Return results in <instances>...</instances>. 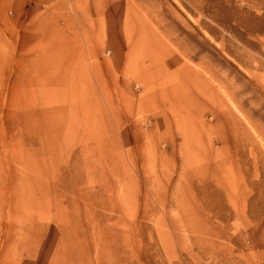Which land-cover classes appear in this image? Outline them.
Masks as SVG:
<instances>
[{
	"label": "rangeland",
	"instance_id": "374dc122",
	"mask_svg": "<svg viewBox=\"0 0 264 264\" xmlns=\"http://www.w3.org/2000/svg\"><path fill=\"white\" fill-rule=\"evenodd\" d=\"M0 264H264V0H0Z\"/></svg>",
	"mask_w": 264,
	"mask_h": 264
},
{
	"label": "bare ground",
	"instance_id": "6f19581e",
	"mask_svg": "<svg viewBox=\"0 0 264 264\" xmlns=\"http://www.w3.org/2000/svg\"><path fill=\"white\" fill-rule=\"evenodd\" d=\"M232 103H233V102H232ZM240 114H241V113H240ZM240 114H239V115H240ZM244 120H245V119H244ZM62 237H63V236H62Z\"/></svg>",
	"mask_w": 264,
	"mask_h": 264
}]
</instances>
